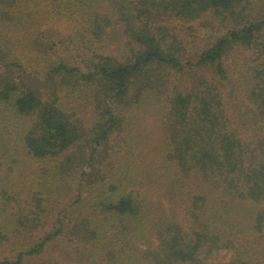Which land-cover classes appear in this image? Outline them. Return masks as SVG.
<instances>
[{
    "label": "trees",
    "instance_id": "1",
    "mask_svg": "<svg viewBox=\"0 0 264 264\" xmlns=\"http://www.w3.org/2000/svg\"><path fill=\"white\" fill-rule=\"evenodd\" d=\"M249 4L0 0V264H68L39 260L62 240L82 264H264V0ZM214 12L229 36L186 56L170 23ZM230 42L253 52L239 96ZM150 114L159 144L137 126Z\"/></svg>",
    "mask_w": 264,
    "mask_h": 264
},
{
    "label": "rangeland",
    "instance_id": "2",
    "mask_svg": "<svg viewBox=\"0 0 264 264\" xmlns=\"http://www.w3.org/2000/svg\"><path fill=\"white\" fill-rule=\"evenodd\" d=\"M254 4H249L246 11V17H255L261 6L263 5V0H252ZM225 17V16H224ZM232 22L230 20L224 19L217 13H210L203 18L196 21H185L175 19L170 23V27L173 32L177 34L181 41H184V46L186 48V56L190 57L196 54L208 46H212L217 40L227 38L232 30ZM125 46L126 44L122 42ZM228 50L225 55V60L227 63V68L231 73V82L229 83V88L233 92L235 91L237 96L240 94V85L237 81L239 71L242 66L250 62L253 52L244 49L242 46L235 44L234 42L229 43ZM175 75V74H173ZM186 75V74H184ZM184 75H179L178 80H180ZM193 79L191 75L188 74L184 76L183 83L186 85H191ZM229 113L232 118L241 125V120L243 123H248L249 125H254L252 120L251 111L249 108L242 104L229 103ZM81 116V115H80ZM135 114L132 113L131 117L135 118ZM141 122L137 119V126L141 128V133L144 138L151 136V142L154 144L161 143L159 136L157 137L156 120L157 116L155 114H150L145 118H139ZM134 120V119H133ZM250 120V121H249ZM258 125V124H255ZM255 129L258 127H254ZM142 138V137H141ZM115 139V138H114ZM114 143V140L111 144ZM148 148H145V157L148 160L147 155ZM157 188V187H155ZM154 188L153 197L157 198L156 190ZM172 207V205L166 204V207ZM77 249L73 247L68 241L62 240L59 243L54 244L51 249L46 252L39 260H61L63 263L66 261L68 264H82L86 261H82L77 256ZM76 257V258H75Z\"/></svg>",
    "mask_w": 264,
    "mask_h": 264
}]
</instances>
